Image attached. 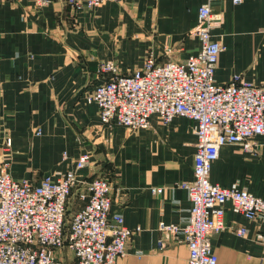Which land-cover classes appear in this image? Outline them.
Returning a JSON list of instances; mask_svg holds the SVG:
<instances>
[{
    "label": "crops",
    "instance_id": "1",
    "mask_svg": "<svg viewBox=\"0 0 264 264\" xmlns=\"http://www.w3.org/2000/svg\"><path fill=\"white\" fill-rule=\"evenodd\" d=\"M205 2L114 0L73 9L63 0L43 7L34 0L0 1V164H9L13 180L36 185L87 155L89 165L79 176L106 178L110 215L138 229L118 264H186L181 236L159 246L158 226L189 221L190 203L180 185L193 179L194 123L176 117L164 124L154 115L146 129L104 125L85 95L110 77L99 71L101 63L112 62L120 75H130L150 57L162 64L195 55L199 41L193 30ZM211 10V34L224 46L215 82L224 85L234 76L264 82V0H214ZM252 143V153L239 145L221 147L210 182L237 185L264 199V137ZM223 210L228 228L211 237L217 264H264V241L257 239L264 222L233 212L229 204ZM238 228L244 236L233 232ZM55 254L61 264L76 262L65 246Z\"/></svg>",
    "mask_w": 264,
    "mask_h": 264
},
{
    "label": "built area",
    "instance_id": "2",
    "mask_svg": "<svg viewBox=\"0 0 264 264\" xmlns=\"http://www.w3.org/2000/svg\"><path fill=\"white\" fill-rule=\"evenodd\" d=\"M63 1L73 9H93L114 0ZM213 1L206 0L198 9L193 30L199 41L195 55L184 62L162 64L150 57L130 75H120L112 62L101 63L99 71L110 77L85 95L88 104L97 106L104 125L136 131L148 128L154 115L164 124L176 117L194 123L193 179L180 185L190 203L189 221L158 226L159 246L164 245L163 239L181 236L188 250L186 264H217L211 237L228 228L224 205L229 204L233 212L249 220L264 222V199L237 185L223 188L209 180L221 147L239 145L244 152L252 153V139L264 137V82L253 84L238 76L224 85L214 80L217 58L224 46L211 34L215 26ZM34 3L43 7L49 0ZM88 164V156L82 155L73 169L57 177L46 175L33 185L13 180L9 164L2 162L0 264H61L55 251L64 242L75 264H118L126 254L127 240L138 229L127 228L121 215H110L112 187L106 178L85 180L79 176ZM74 192L82 206L67 219ZM151 192L159 194L161 189ZM233 232L237 236L246 233L242 228ZM257 239L264 241V235H257Z\"/></svg>",
    "mask_w": 264,
    "mask_h": 264
},
{
    "label": "rangeland",
    "instance_id": "3",
    "mask_svg": "<svg viewBox=\"0 0 264 264\" xmlns=\"http://www.w3.org/2000/svg\"><path fill=\"white\" fill-rule=\"evenodd\" d=\"M8 143L10 144V142L8 141ZM1 164H2V162H1ZM0 164V165H1ZM89 165V164H88ZM109 182V181H108ZM73 200H75V192L71 195V197H70V203H69V205H68V210H69V213H68V217H69V219L71 218V216H72V214L75 212V211H77L81 206H82V204L80 203V202H78L79 204H76V203H74V201ZM63 246H65V245H63ZM62 246V247H63ZM66 247V246H65ZM67 248V247H66ZM60 249V248H59Z\"/></svg>",
    "mask_w": 264,
    "mask_h": 264
},
{
    "label": "trees",
    "instance_id": "4",
    "mask_svg": "<svg viewBox=\"0 0 264 264\" xmlns=\"http://www.w3.org/2000/svg\"><path fill=\"white\" fill-rule=\"evenodd\" d=\"M73 201H74V203L79 204V203H78L79 200H78V198H77V195H75V200H73ZM68 213H69V210L67 211V215H66L67 219H69V217H68ZM64 232H67L66 227H65ZM65 244H66V242H64V245H65Z\"/></svg>",
    "mask_w": 264,
    "mask_h": 264
}]
</instances>
